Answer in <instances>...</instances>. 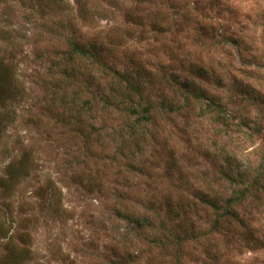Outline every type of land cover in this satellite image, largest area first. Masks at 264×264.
<instances>
[{"label": "rangeland", "instance_id": "1", "mask_svg": "<svg viewBox=\"0 0 264 264\" xmlns=\"http://www.w3.org/2000/svg\"><path fill=\"white\" fill-rule=\"evenodd\" d=\"M0 64V264H176L169 231L264 264V189L230 203L264 187V0H0Z\"/></svg>", "mask_w": 264, "mask_h": 264}, {"label": "trees", "instance_id": "2", "mask_svg": "<svg viewBox=\"0 0 264 264\" xmlns=\"http://www.w3.org/2000/svg\"><path fill=\"white\" fill-rule=\"evenodd\" d=\"M68 47H69V52L67 53V60L68 61H72V59H81V60H93L94 58H96V53L94 51H88L86 49H83L81 47H79L75 42H73L72 40H70L68 42ZM93 52V53H92ZM2 65L0 64V67ZM0 98H2L3 96H8L9 94H13L14 92V86L12 83V79H11V73L9 71H3L0 70ZM120 80H122L123 82H125V84L127 85V89H131L134 92H139L138 90V85L136 83H132L130 82V80H128V77L126 75H123L120 77ZM149 108L150 105H148V107H134L133 109H130V115L131 116H136V121L138 122H144V123H148L150 122V116L148 115L149 113ZM214 108H216L217 110L220 109V107L215 106ZM151 109V108H150ZM169 110H171L169 108ZM262 173L257 171L255 173V177L254 180L252 182V185L248 186V189H245V191H242L240 193H236V197L230 201V203H232V206L235 207H239L242 206L243 203L246 202V200L248 199V197H251L254 193V191L260 190V189H264V187H262L263 183H262V179H261V175ZM229 203V204H230ZM214 208H216L214 205L212 206ZM235 211L233 210L230 213H224L226 216H231V217H236L235 215ZM145 220V219H143ZM251 219H247L246 221L241 220V222H239L240 224H238V226L245 230V234L247 236H251L253 235V231H256L255 228H249V223H250ZM135 223V231L139 230L141 231L142 228H144L145 223L139 219H135L133 221ZM248 223V225H247ZM149 226V225H148ZM215 226H217V220L215 222ZM150 227V226H149ZM166 234V231H165ZM188 234V233H186ZM169 238V239H167ZM163 242L161 244V248L162 250H167L169 246H173L175 248V258H176V264H180L182 257H183V247L186 243V241H188L189 239H186L184 237L179 236L178 234H171V232L169 231V233L166 234V237L164 236L163 238ZM154 237L152 239V241H154ZM196 241V239H194ZM156 242V240H155ZM156 245V243L154 244ZM216 245L217 246V242L212 241L210 244V248H212V246ZM215 253L214 256L217 257V247H215ZM129 255V254H128ZM127 255V256H128ZM7 264H15V263H7Z\"/></svg>", "mask_w": 264, "mask_h": 264}]
</instances>
